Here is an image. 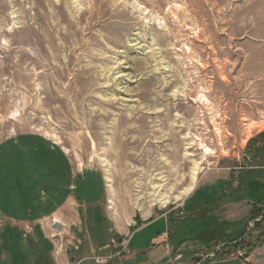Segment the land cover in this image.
I'll return each mask as SVG.
<instances>
[{"label":"rangeland","instance_id":"374dc122","mask_svg":"<svg viewBox=\"0 0 264 264\" xmlns=\"http://www.w3.org/2000/svg\"><path fill=\"white\" fill-rule=\"evenodd\" d=\"M261 133L264 0H0L6 225L45 218L50 232L61 218L54 241L84 264L133 249L140 261L165 229L175 246L193 244L184 259L208 247L199 264H246L264 249V215L251 214L264 199V169L248 172ZM155 175L165 180L163 206ZM163 215L125 250L122 230L124 238ZM8 231L12 241L0 228V264L11 242L13 255L34 258L29 238Z\"/></svg>","mask_w":264,"mask_h":264},{"label":"crops","instance_id":"0c3cea01","mask_svg":"<svg viewBox=\"0 0 264 264\" xmlns=\"http://www.w3.org/2000/svg\"><path fill=\"white\" fill-rule=\"evenodd\" d=\"M43 185H45V184H43ZM47 197H49V195L45 194L46 199H47ZM72 198H71V201L74 202V200ZM61 207H63V209H61V211H63L65 208H67V206H65V203ZM67 210L72 212L73 218L76 217L75 215H77V216L79 215V211L74 210V208H68ZM27 215H29V214H27ZM105 217L108 219L107 215H105ZM161 219L162 220L165 219V222L169 220V218H167L166 215L165 216L163 215L162 218L153 219L152 221H149V222L141 225L140 227L136 228L135 230L127 233L124 236V238H123V230H122L120 232V236L122 235V238H120V240H122V244L125 243V250L126 251L130 250V247L132 244V238H133V236L136 235V233L138 231H140V230L142 231L144 229H148V228L152 227L155 223H157ZM54 220L58 221L60 223V225L62 226L63 221H61V218L60 219L53 218L51 220V225H52ZM44 221H45V218L28 219V217H27V219H25V220L24 219H19L18 221L14 220L11 223V226H8V224L6 225V223H4V219H2L0 217V228L2 229V235L4 236V238L6 240L12 241L13 235L10 236L8 233L9 232L8 227L9 228L11 227V229L13 231H16L19 234H21V236L24 239L29 238L30 249L32 250V252L34 254V258L29 259V260L22 258L21 256L16 255V254L13 255L12 250L14 249L15 246H13V242H11V244H10L11 248L9 249L10 251L8 253L11 256H10V258L7 259L8 264H84L85 262H87L88 259L85 256L81 257L79 260H75L73 255L72 256L70 255L71 250H69L68 253H65L67 250L63 249L62 244H60L59 242H55L54 241L55 239H51L52 235H55L56 239H57V236L59 233H57L56 231H53V229L51 228V225L49 226L50 227V232H49V229L46 227V224ZM108 221H110V220L108 219ZM37 227H39V230H37ZM39 231L41 232L42 236H44V238L49 239L53 242L54 248H55L54 252H46V250L42 247L40 240L37 239V237H35V235L37 233H39ZM113 231H114V229H113ZM117 233L119 234V232H117ZM34 237H35V240H34ZM172 237L173 236L170 235V231L168 229L163 230L161 233L158 232L156 235L151 236V238H150V244L151 245L146 246V249L148 252L141 254L143 256V259H141L140 261L136 260L135 259V257H136L135 250L133 249L131 251H128L125 254H122L121 256L115 257L114 260L112 262H110V264H172L174 262H176L177 264H199L203 260V255H205L206 251H213L212 248L206 247L205 249L203 248L204 250L200 251V253L198 255L195 254L194 255L195 257H193L191 259L186 257L184 259L183 255L187 254V253H185V250H187V248L191 249L193 247V244L187 243L184 241V242L177 244L175 246L173 244V241H171ZM22 245L27 247V245H24V244H22ZM171 245H174V249H176L175 252H173V253H176V255L174 256V259H172V262L170 259L166 260V256L170 255L172 252L171 247H170ZM167 246H168V248H166ZM73 249H74V251H77L79 253L80 248L78 249V246L76 244L73 245ZM89 249H90V252L93 254L94 248L89 247ZM102 249H100V250H102ZM157 256H159V257L156 258ZM4 258H5V256L4 255L1 256V253H0V260L2 262L4 261ZM93 258L91 260L92 261L91 264H97ZM132 262H134V263H132ZM205 263L206 264H241L242 262L239 259H234L232 261H225V262L219 261V262H215V263L214 262L209 263V262L205 261L203 264H205ZM246 264H264V249H262L261 247L256 248L253 251V253L248 257V263H246Z\"/></svg>","mask_w":264,"mask_h":264},{"label":"trees","instance_id":"16d2710c","mask_svg":"<svg viewBox=\"0 0 264 264\" xmlns=\"http://www.w3.org/2000/svg\"><path fill=\"white\" fill-rule=\"evenodd\" d=\"M263 134L264 133L259 134L256 139H260L262 136H264ZM260 140L262 143H260L258 146L256 145L253 147L254 148L253 154H255V155L252 156L253 158H251V160L249 162L250 163V166H249L250 169L248 170V172L255 171V170L260 169V168L264 169V147H263L264 146V140H262V139H260ZM252 141H255V140H252ZM260 145L262 147H260ZM257 155L259 156V160H255V157ZM49 166L53 167L51 163ZM197 203H199V202H197ZM256 204H259V205L262 204V205L258 206V208H256V206H254L252 208V210H251L252 219H255V218L261 217V215H264V199H262L261 201H259ZM261 223H262V221L256 222L257 227H260ZM241 246H243V245H241Z\"/></svg>","mask_w":264,"mask_h":264},{"label":"bare ground","instance_id":"6f19581e","mask_svg":"<svg viewBox=\"0 0 264 264\" xmlns=\"http://www.w3.org/2000/svg\"><path fill=\"white\" fill-rule=\"evenodd\" d=\"M216 131H218V130H216ZM157 149V148H156ZM162 149V148H161ZM164 149H168V148H164ZM159 150V149H158ZM204 153L205 154H208L209 153V150L208 149H206V150H204ZM124 154V153H123ZM125 155V154H124ZM197 167H195V169H194V171L192 172V183H194V182H196V179H197V177H196V175H197ZM154 178H155V180H157L158 181V183L157 184H155L154 186H153V190H154V192L156 193V192H158L159 193V191H160V188L163 186V184H162V182L163 181H165L163 178H159V175H155L154 176ZM156 178H158V179H156ZM164 187V186H163ZM193 190V188L192 187H190V188H188V189H186L183 193H182V195L183 194H185V195H188L191 191ZM156 195V194H155ZM179 198V197H178ZM158 199V201H159V203L163 206V205H165V204H167V202H169V201H167V199H169L167 196H165L164 194H162V193H159V197L157 198Z\"/></svg>","mask_w":264,"mask_h":264},{"label":"water","instance_id":"95a60500","mask_svg":"<svg viewBox=\"0 0 264 264\" xmlns=\"http://www.w3.org/2000/svg\"><path fill=\"white\" fill-rule=\"evenodd\" d=\"M51 228L53 229V231H56L57 233L61 232L62 226L60 225V223L58 221H53Z\"/></svg>","mask_w":264,"mask_h":264},{"label":"built area","instance_id":"2783aa9c","mask_svg":"<svg viewBox=\"0 0 264 264\" xmlns=\"http://www.w3.org/2000/svg\"><path fill=\"white\" fill-rule=\"evenodd\" d=\"M51 239H56V236L52 235ZM236 255H237L238 258H243L244 257V253L243 252H237ZM96 262H97V264H101V262H103V260L100 259V258H96Z\"/></svg>","mask_w":264,"mask_h":264}]
</instances>
